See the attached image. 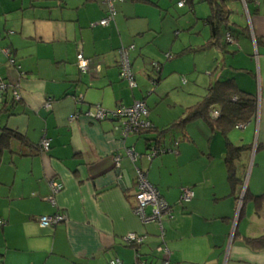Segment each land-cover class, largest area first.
I'll list each match as a JSON object with an SVG mask.
<instances>
[{
    "label": "crops",
    "instance_id": "0c3cea01",
    "mask_svg": "<svg viewBox=\"0 0 264 264\" xmlns=\"http://www.w3.org/2000/svg\"><path fill=\"white\" fill-rule=\"evenodd\" d=\"M168 1L115 2V16L100 25L104 0H0V79L10 85L0 101V129L26 142H12L0 163V264H136L137 256L147 264H264V242H252L264 238V212L257 214L252 200L243 202L245 192L264 195V0H216L233 38L228 42L221 28V47H206L207 1L200 8L188 3L191 18L179 0ZM195 20L203 25L201 39V30L188 32ZM130 46L133 88L119 78L118 50ZM80 54L88 61L84 74ZM152 61L161 66V81L146 93ZM228 81L254 99L252 120L225 134L205 120L191 121L184 133L166 134L178 144L152 161L143 155L154 132L124 137L120 121L85 116L144 101L148 121L161 131L211 85ZM45 139L46 153L38 149ZM228 144L251 147L241 159L239 211L224 164ZM131 149L136 161L127 155ZM137 170L174 206L161 225H142L133 214ZM51 182L63 186L54 203ZM182 188L194 196L179 206ZM56 214L64 221L39 225V217ZM129 233L144 236L143 244H126ZM162 244L168 255L156 251Z\"/></svg>",
    "mask_w": 264,
    "mask_h": 264
},
{
    "label": "trees",
    "instance_id": "16d2710c",
    "mask_svg": "<svg viewBox=\"0 0 264 264\" xmlns=\"http://www.w3.org/2000/svg\"><path fill=\"white\" fill-rule=\"evenodd\" d=\"M203 1H207L210 4V9H211L210 16H208V18L204 20L206 25L210 29V40L208 44H206V47L208 46L221 47L223 45V40H222L223 32L221 28H224L226 26L225 28L226 31L228 32L227 34H229L232 37V34L229 33L230 32L229 29H231V26L224 24L227 22L226 11L221 6L222 4L216 0H203ZM189 2L191 3V0H186V3ZM153 62L158 64V70H156V68L152 66ZM149 70H150L149 71L150 74L148 75L149 82H151L154 87H157L161 81L160 80L161 66L158 62L152 61L149 66ZM2 81L6 82L4 80ZM9 88L10 86H8V88L3 92V96L5 98H7V93ZM11 101L14 104L20 102V100H17L15 98V96L11 99ZM255 111H256V105L252 97H247L244 94H240L235 89V87L232 86V83H230V81L216 82L208 88L207 94L195 105L187 109L185 116L182 119L178 120V122H176L174 125H171L169 128L159 131L153 126L151 121H149L152 124V128L146 131H140L138 133H131L128 136L135 134L142 135L145 133L154 132L155 133L154 141L147 142V152H149L151 148L154 147V149L160 152L157 156H160L162 154L169 153V151H171L169 147H166L164 137L166 136V134H172L171 132L174 129L181 130L182 133H184L185 132L184 129L187 123L194 121L196 119H202L209 124L210 128L213 131L218 130L221 133L225 134L229 130L233 129L234 126H237L239 124H246L250 120H252ZM215 112L219 113V116L215 117L214 116ZM110 119L116 120L114 118H110ZM15 140H19L21 143L25 142L24 139H22L16 133L11 132L7 129H0V163L4 151L9 150L12 142H14ZM174 144L176 145L178 144L176 140L174 141ZM38 149L41 150L42 152L41 144L38 147ZM250 150L251 147H234L230 144L226 146V156H225L224 164L227 168V179L232 191L237 192L236 197L238 198L242 194L243 191L242 189L244 184V180H243L244 174L242 173V169H241V163H242L241 159L244 153ZM146 154L143 156L145 157ZM142 172L145 173L144 170ZM145 175L147 176V173H145ZM136 192H137V188H136ZM180 196H181V191H180ZM247 200H252L254 202V206L257 214L264 212V195L250 196L245 192L243 193V202H246ZM252 242H255L256 244L260 242L263 243L264 238H258L256 240H252Z\"/></svg>",
    "mask_w": 264,
    "mask_h": 264
},
{
    "label": "built area",
    "instance_id": "2783aa9c",
    "mask_svg": "<svg viewBox=\"0 0 264 264\" xmlns=\"http://www.w3.org/2000/svg\"><path fill=\"white\" fill-rule=\"evenodd\" d=\"M124 0H105L106 7H107V15L106 17L100 21V25H107L115 16L116 11L114 8L115 2H123ZM245 1V0H244ZM186 0H179L178 7L182 8L185 4ZM226 39L228 42H232L233 38L227 34ZM134 47L130 46L127 48H121L118 50L119 55V78L122 81H125L128 83L130 87H136L135 78L132 73L131 69V62L129 59V51L133 50ZM4 54L6 57H8V60L10 63H12V56L11 54L4 50ZM78 70L84 74L88 70V61L85 60L82 55L80 54L78 56ZM152 66L158 70V64L152 63ZM9 84L6 82H3L0 80V101L2 100L1 93H3ZM15 98L17 100H20L19 94H14ZM148 110L146 108L144 101H136L131 106H119L113 111H105L102 109H98L96 113H92L91 111H88L85 113V116L93 118L98 121H102L107 118H114L118 121H120V127L123 130L124 137H127L131 133H138L140 131H146L150 128H152V124L148 121ZM214 116H219V113L215 112ZM244 124H239L236 126V128H244ZM42 152H48L50 147V141L48 139L43 140L41 143ZM131 152V153H130ZM160 152L154 147L151 148L149 152H147L145 158L148 161H152L154 158L157 157V155ZM129 158L132 161H136L138 155L134 153V151L131 149L127 153ZM120 162V159H116L115 163L118 165ZM136 205L133 208V214L139 219V221L142 223V225H148L155 223L157 225H161L162 218L164 216L168 218L173 217V209L174 206L169 205L163 197L160 195L158 189L152 185L148 179L145 173H143L141 170H137V178H136ZM63 186L60 183L57 182H51L50 183V196L48 198V201L51 203H54L55 197L62 191ZM193 198V191L189 188H183L181 190V196L177 203V205L181 206L184 203H188ZM242 205V201L240 199V204L238 206V211L240 210ZM148 208L150 209L148 211ZM64 221V217L62 215H54V216H42L39 217L38 223L41 227H48L57 225L58 223ZM124 241L131 247L138 248L140 245L144 242V236L142 235H136L134 233H129L124 238ZM156 251L161 254L168 255L169 250L168 248L162 244L156 248ZM137 262L136 264H147L145 260H142L140 256H137ZM107 264H121L119 261H109ZM160 264H177L174 262H171L169 259L162 260Z\"/></svg>",
    "mask_w": 264,
    "mask_h": 264
},
{
    "label": "rangeland",
    "instance_id": "374dc122",
    "mask_svg": "<svg viewBox=\"0 0 264 264\" xmlns=\"http://www.w3.org/2000/svg\"><path fill=\"white\" fill-rule=\"evenodd\" d=\"M168 1V0H167ZM166 2V0H164V3ZM168 4H170L169 3V1L167 2ZM177 5V4H176ZM184 6L186 7L185 9H183L182 11H184V12H186L187 13V15L186 16H188L189 18H191V17H193V14L190 12L191 11V9L189 8V4L188 3H186L185 2V4H184ZM173 6H171V8H172ZM200 8V7H202V2H200V0H194V8ZM204 7H207L206 5H204ZM198 14H200L199 12H198ZM191 15V16H190ZM201 18H202V16H201ZM196 22H198L199 24L198 25H196V27H194V28H192V29H190V30H188V32H191L192 31V33H194L195 31H200L201 29H202V27H203V25H202V22L201 21H197V20H195ZM193 23V22H192ZM201 32V35L199 36L200 37V39L202 38V30L200 31ZM183 36L185 37L186 35L185 34H183ZM197 35H188V37H190V38H194V37H196ZM182 37V36H181ZM171 55H166V57L168 58L167 60H169V59H171L172 57H170ZM170 57V58H169ZM150 84V86H149V90L146 92V93H149V91H151L152 90V88H156V87H154L153 85H152V83H149ZM158 88V87H157ZM176 137H178V136H176ZM177 141L178 139H170V140H168V138H166V140H165V145H166V147H168V145H173L174 144V141ZM136 196V195H135ZM239 204H240V198L238 199V205H237V208H238V206H239ZM125 242V241H124ZM126 243V242H125ZM127 244V243H126Z\"/></svg>",
    "mask_w": 264,
    "mask_h": 264
},
{
    "label": "water",
    "instance_id": "95a60500",
    "mask_svg": "<svg viewBox=\"0 0 264 264\" xmlns=\"http://www.w3.org/2000/svg\"><path fill=\"white\" fill-rule=\"evenodd\" d=\"M3 96V93H1V97ZM6 96V95H5Z\"/></svg>",
    "mask_w": 264,
    "mask_h": 264
}]
</instances>
